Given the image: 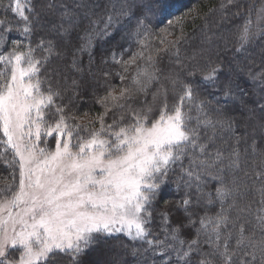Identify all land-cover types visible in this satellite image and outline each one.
Listing matches in <instances>:
<instances>
[{
  "label": "snow or ice",
  "instance_id": "obj_1",
  "mask_svg": "<svg viewBox=\"0 0 264 264\" xmlns=\"http://www.w3.org/2000/svg\"><path fill=\"white\" fill-rule=\"evenodd\" d=\"M164 7L165 0H8L0 19V160L8 170L0 189V264H125L129 255L132 264H264V148L256 136L264 133V92L253 93V107L230 76L218 87L223 63L213 42L223 40L227 52L223 34L201 37L208 45L201 52L217 59L186 72H199V81L180 75L183 35L170 45L178 68L143 59L151 18ZM213 11L223 24L244 15L233 58L254 64L249 46L261 40L264 63V0H220ZM37 32L43 34L34 41ZM117 37L137 40L141 50L125 60L129 49L119 45V55L101 53L99 63L120 65L122 82L131 66L135 71L118 95L109 86L98 98L104 111L91 128L74 123L80 117L68 111L65 92L78 95L85 72L96 78L97 46ZM68 70L79 78L61 89ZM247 71L264 88V67ZM236 107L247 112L243 123ZM249 162L259 196L255 222L247 218L252 202L239 203L249 186L238 174L251 178ZM177 211L182 218L173 223Z\"/></svg>",
  "mask_w": 264,
  "mask_h": 264
},
{
  "label": "trees",
  "instance_id": "obj_2",
  "mask_svg": "<svg viewBox=\"0 0 264 264\" xmlns=\"http://www.w3.org/2000/svg\"><path fill=\"white\" fill-rule=\"evenodd\" d=\"M262 0H255V5H259ZM32 3H36V0H32ZM247 0H245V4ZM220 0H165V7L162 11L157 12L152 19V34L149 35L144 43L143 49V59H146L148 56H152L156 60L159 61L161 67L167 66L168 68H178L179 65L176 63V57L171 55V53L175 52L176 49L171 48L170 45L172 42L176 41L181 35H183L184 39L179 42L177 47L179 48V58L180 61L185 66V70L180 73L182 78L186 79H196L199 81L201 79V74L197 72L195 77L186 76V72L189 69L195 68H203L206 66L207 60L211 57L213 59H217L214 56V52L203 51L201 52V48L207 49L208 45H202L200 43L201 37L204 32H214L217 34H223L224 37L228 41L229 50L227 52L223 51L224 41L217 40L213 42V49H215V45H219L221 49V55L217 59V62L223 63V72L219 78L218 87L222 90L223 85L226 82L227 78L230 76L234 84H239L248 92V97H245V102L249 105L255 106V101L251 99L253 93L259 95L261 92H264V88L259 87V81L255 83L250 82L247 69L251 68L253 72H258L262 67H264V63L261 62L260 58V50H261V40H257L254 45L249 46V52L254 55L250 57V59L255 60L254 64H250L248 60L244 58L242 55H237L235 59L233 58V53L237 47V39H236V31L238 26H241L244 22V15L239 17H234L230 19L227 24H223L219 22V13L213 11L219 7ZM6 3L4 1V7L0 8V16L5 18L6 13L4 12V8ZM242 13L245 9H241ZM2 14V15H1ZM7 18L12 22H17L12 19L10 13L7 14ZM51 21H55V16L49 17ZM171 21V24H169ZM135 21H133V24ZM16 36V33H13ZM43 33L37 32L33 36V40L35 41L40 35ZM119 45H124L125 48L129 49L128 51H123V59H129L132 53L140 51V45L137 40L133 39L125 42L117 37L116 40L110 41L108 43H100L97 46L96 50V60L97 63L93 65V72L96 73V78L87 75L85 72L83 79L81 80L80 92L78 95L73 96L72 91L69 89L65 92V100L64 103L68 104V111L74 112L77 119L73 121L74 123H79L83 125H89L92 127L91 122L97 117L100 113L104 111V107L100 103L97 102L98 98L103 97L107 94L109 90V86H114L116 88V94H119L120 87L123 85H127L130 81L131 76L135 71V65L130 67L128 73H125L128 79H125L123 82L116 76V72L122 71L120 65L112 64L109 62L108 64H100V54L103 53L105 56H108L110 53L115 51L118 55L121 53V48ZM167 50V51H166ZM195 56V59L192 57ZM69 61H64L63 64L66 65ZM143 60H138L137 64L142 63ZM82 63L87 65V56L83 57ZM63 66V65H62ZM104 71H109L112 73L109 77H104L102 73ZM67 81L61 79L59 83V87L61 89L68 88L71 85L72 79L79 78V74L71 72V70L67 71ZM167 84V81H165ZM155 88V85L153 86ZM219 95V93H216ZM69 97H71V102L69 103ZM139 99H143L140 97ZM147 99L151 100V95L147 97ZM109 103H111L109 101ZM238 119L240 123H243L245 118L247 117V112L241 110L239 107L235 109ZM84 113H88V116H84ZM112 114L109 113L108 122H111ZM259 119L264 121V116H260ZM254 121H249L250 127L249 131H251V125ZM98 127V125H96ZM244 129H237L238 132L243 131ZM2 136V133H0ZM256 136L258 139V147L264 148V133H261L259 129L256 131ZM252 164L249 162L247 165L249 176L244 177L243 172L238 175L246 181L248 184V192L247 196L244 200L239 201L241 204H247L252 202L253 214H250L247 218L249 220H254V214L256 213V209L259 207V196L255 193V188L253 187V181L256 179L255 174L252 171ZM256 168L260 169L261 165L259 162L256 164ZM8 176V170L3 166V161L0 160V189H3L6 186L5 177ZM18 182V177H17ZM260 186V181H256L255 187ZM210 188L214 191L215 184L211 185ZM241 191H244L241 188ZM183 193H181L182 195ZM166 195H174L171 192L166 193ZM160 207H163L161 204ZM219 206L215 205L211 208V213H215L218 211ZM201 215L203 214V209L197 210ZM178 218H182V213L179 211L173 215L172 220L173 223L177 221ZM185 235H191V230H186ZM92 258H96V255L93 254ZM133 258L129 256L124 257L125 264H132Z\"/></svg>",
  "mask_w": 264,
  "mask_h": 264
},
{
  "label": "rangeland",
  "instance_id": "obj_3",
  "mask_svg": "<svg viewBox=\"0 0 264 264\" xmlns=\"http://www.w3.org/2000/svg\"><path fill=\"white\" fill-rule=\"evenodd\" d=\"M5 1V3H6V6L5 7H7V3H8V0H4ZM261 4V3H260ZM259 4V5H260ZM2 15V14H1ZM11 15V14H10ZM3 17H1L0 16V19H2ZM13 23H15V22H13ZM11 38H19L17 35L15 36V34H12V37Z\"/></svg>",
  "mask_w": 264,
  "mask_h": 264
}]
</instances>
